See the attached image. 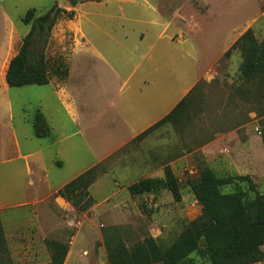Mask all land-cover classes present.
Segmentation results:
<instances>
[{
  "label": "rangeland",
  "instance_id": "rangeland-1",
  "mask_svg": "<svg viewBox=\"0 0 264 264\" xmlns=\"http://www.w3.org/2000/svg\"><path fill=\"white\" fill-rule=\"evenodd\" d=\"M54 3L65 12L45 45L30 48L48 63L49 83L8 87L5 69L30 28L26 11L36 17ZM167 22L166 35L180 29L186 40L159 39ZM249 27L264 38V0H0V222L11 264H48L47 238L68 245L62 264H109L105 239L169 245L201 213L188 184L201 166L247 175L264 194V98L240 79V51L231 48ZM228 32L237 39L224 42ZM200 70L181 115L139 137ZM37 110L50 127L42 137L32 126ZM166 165L180 200L165 189L128 193ZM90 168L87 209L56 195ZM233 190L254 195L240 179L222 188ZM202 248L189 255L193 264H210Z\"/></svg>",
  "mask_w": 264,
  "mask_h": 264
},
{
  "label": "trees",
  "instance_id": "trees-1",
  "mask_svg": "<svg viewBox=\"0 0 264 264\" xmlns=\"http://www.w3.org/2000/svg\"><path fill=\"white\" fill-rule=\"evenodd\" d=\"M60 11L65 12L55 3L36 17H33V8L26 11L22 20L25 23L31 21L30 28L5 69L4 80L8 87L49 83L48 63L42 52L36 58L32 56L30 48L37 39H42L41 44L45 45L46 37ZM235 47L241 55L240 79L243 83L256 84L258 95L264 98V38L257 39L249 27L231 46ZM231 48L226 50L223 57L229 55ZM195 90L196 85L139 137L161 124L174 122ZM32 126L36 137L50 132L44 115L38 110L34 113ZM94 178L95 170L90 168L65 183L56 195L71 201L77 209L85 210L91 204L87 188ZM235 179L244 180L254 195L247 198L241 191H222L223 187L231 185ZM188 184L201 207V213L189 221L169 245L161 246L152 237H146L129 247L122 242L110 244L105 239L108 263L193 264L189 255L198 250L201 242L202 255L210 264H253L264 261V251L261 250L264 244V194L256 192L251 178L247 175L216 176L208 167L201 166L198 176L189 180ZM159 189L167 190L176 201L181 198L177 179L168 165L164 166L162 177H145L127 185V191L132 196ZM44 243L49 251L48 264H62L68 245L55 238H47ZM0 264H11L1 222Z\"/></svg>",
  "mask_w": 264,
  "mask_h": 264
},
{
  "label": "crops",
  "instance_id": "crops-1",
  "mask_svg": "<svg viewBox=\"0 0 264 264\" xmlns=\"http://www.w3.org/2000/svg\"><path fill=\"white\" fill-rule=\"evenodd\" d=\"M194 8V7H193ZM195 9V8H194ZM196 10V9H195ZM197 11V10H196ZM200 13V12H199ZM200 15H202L204 18L206 17L204 14H202V13H200ZM213 16H215V15H213ZM213 16H212V18H213ZM184 22H185V20H183ZM170 24V22H167L166 24H165V26H163V29L161 30V32L159 33V39H167L168 41H174V42H178V41H184V40H186V38L188 37H184L185 36V34H184V32L183 31H180V29L179 30H177L178 32V34H171V36H168V35H166V31H165V28H167L168 27V25ZM186 26L187 27H189V28H194V23H192V22H186ZM233 33H231V32H228V33H226L225 34V37H224V42H226L227 40L228 41H230V42H233V41H235L236 39L235 38H233ZM161 37V38H160ZM217 54H219V51H218V53ZM201 74L202 75H204L205 76V72L203 73V71H199L198 73H193L191 76H189L188 78H187V80L184 82V84L182 85V87H181V95L182 96H184L191 88H192V86L195 84V80L197 79V78H199L200 76H201ZM193 81V83L192 84H190L191 82ZM139 94H140V91H139ZM141 95V94H140ZM176 103H174V105H175ZM174 105H172L171 107H169V108H167V109H165L164 111H162L160 114H159V116L158 117H162L164 114H166L169 110H171L172 109V107L174 106ZM146 115V113H145V111H137L136 112V114H135V118H137L138 116H140V117H144Z\"/></svg>",
  "mask_w": 264,
  "mask_h": 264
}]
</instances>
